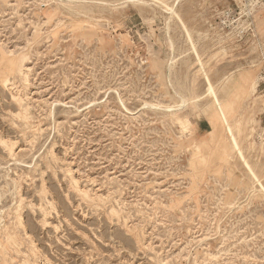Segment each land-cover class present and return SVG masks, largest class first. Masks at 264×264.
I'll return each instance as SVG.
<instances>
[{
    "label": "rangeland",
    "instance_id": "obj_1",
    "mask_svg": "<svg viewBox=\"0 0 264 264\" xmlns=\"http://www.w3.org/2000/svg\"><path fill=\"white\" fill-rule=\"evenodd\" d=\"M0 218V264H264V0H0Z\"/></svg>",
    "mask_w": 264,
    "mask_h": 264
},
{
    "label": "bare ground",
    "instance_id": "obj_2",
    "mask_svg": "<svg viewBox=\"0 0 264 264\" xmlns=\"http://www.w3.org/2000/svg\"><path fill=\"white\" fill-rule=\"evenodd\" d=\"M23 67V66H22ZM11 69L12 70H14V71H17L18 73H21L22 72V69H21V62H18V61H14L13 63H12V66H11ZM24 70V69H23ZM16 72V73H17ZM243 77V76H242ZM248 79V77H246V76H244V81L246 82V83H243V84H239V87L238 88H240V89H244V87L246 86V85H248V82L246 81ZM255 85H256V83H252L251 82V84H249V87L253 90L254 88H255ZM244 91V90H243ZM14 97V96H13ZM182 97V96H181ZM180 97V99H181V101H180V104H179V108L181 107V106H185L186 105V99L185 98H181ZM17 99V98H16ZM149 106V105H148ZM176 108V107H175ZM171 110H172V108H171ZM2 142V141H1ZM2 143H4V141L2 142ZM5 144H7V143H5ZM86 195V194H85ZM9 216V215H8ZM2 217V216H1ZM7 218V217H6ZM3 219L2 218H0V225L3 223ZM6 225V224H5ZM5 225H3L4 227H5ZM1 228V227H0ZM3 228V227H2ZM5 229V228H4ZM12 230V229H11ZM13 240V239H12ZM17 241V240H16ZM1 243V242H0ZM15 243V242H14ZM5 248V247H4ZM28 263V262H27ZM30 264V263H29Z\"/></svg>",
    "mask_w": 264,
    "mask_h": 264
}]
</instances>
